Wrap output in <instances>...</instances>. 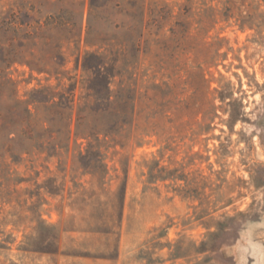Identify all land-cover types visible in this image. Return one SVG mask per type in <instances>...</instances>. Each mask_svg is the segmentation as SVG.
Listing matches in <instances>:
<instances>
[{"label":"rangeland","instance_id":"rangeland-1","mask_svg":"<svg viewBox=\"0 0 264 264\" xmlns=\"http://www.w3.org/2000/svg\"><path fill=\"white\" fill-rule=\"evenodd\" d=\"M0 264H264V0H0Z\"/></svg>","mask_w":264,"mask_h":264}]
</instances>
